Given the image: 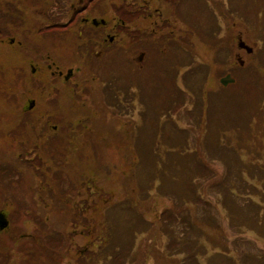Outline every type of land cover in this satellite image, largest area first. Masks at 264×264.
Here are the masks:
<instances>
[{
	"label": "trees",
	"instance_id": "obj_1",
	"mask_svg": "<svg viewBox=\"0 0 264 264\" xmlns=\"http://www.w3.org/2000/svg\"><path fill=\"white\" fill-rule=\"evenodd\" d=\"M237 6H234L231 0L230 7L236 9ZM200 15L201 18L202 15H205L206 18L212 20V16L209 17L208 8L201 7ZM202 22L201 19V24ZM225 22L227 20H219L217 25ZM1 25L2 23L0 27ZM249 26L251 27V25ZM202 28L203 26L201 25L202 37L184 36L180 48H178L177 42L172 36L167 39L162 36L152 37V49L154 52L149 59L147 68L146 89H149L155 95L158 109H153V120L150 117L152 122L150 121V123L146 124L151 128L150 134L154 133L148 136L151 138L149 144H147L149 149H147V145L142 143L139 134L135 137V131L132 132L131 137L127 140L120 138L124 137L122 133L117 134L119 137L114 136V125L106 130L103 129L104 132L102 130L94 133L87 132L85 127H89V119L78 120L80 122H76L77 125L75 126L68 124L67 144L60 142L62 140L57 137L55 140L45 143L41 151L30 147L31 140L28 133H25V142L22 140L17 141L15 138V142L12 145L16 146L21 154L18 160L23 161L24 164H30L28 166L33 176L39 175L43 169L45 170V158L54 155L53 152L49 151L51 146L55 150H64L68 146V159L69 156H72L73 160H68V165L64 162L58 165L61 168L68 167V171L65 170L63 173L65 176L68 175L66 179L61 176L62 170H60L58 178L56 176L53 180H50L51 184L48 183L44 174H41V181L40 177H38L40 188H44V191L46 190L49 197H51V202L49 201L45 204L50 214L43 213L48 214L54 223L56 222L53 218L59 216L61 218L60 226L55 229L54 225L41 217L40 221L36 222L38 227L35 235L25 236L17 232V229L12 232L9 229L1 231L0 264H8L3 262L5 257L4 234H15V236L17 234L16 237L19 236V240L25 237H27L25 238L26 240L31 238L33 241L32 247L22 249L23 253L21 254V256L27 257V264H40L37 260L41 257L40 245L43 242V237L45 238L44 250L47 252V256L55 261L52 264H57V262L62 264L63 256H65L64 250L66 249L67 254H70L71 251V249L67 251L68 247L63 248V245L70 243L68 242V237L73 230H78L77 227L80 223H86L87 212L91 210V207H95V210H92L93 221L98 227L102 228L100 238L97 242H93L92 246L99 249L100 255L98 257L103 264H111V262L112 264H131L138 258L147 262L150 259L149 250L144 251L143 257L136 258L134 253L136 249L142 248V245H146L149 242L154 243V246L160 251L158 254L160 256L158 258L159 264H208L207 254L210 250L213 252L210 264L247 263V259L242 256L239 244L242 242L239 238L242 226L238 224L241 223L240 210L232 212L230 206L238 205L232 194L235 191L234 188L240 186L238 185V179L243 181V172L246 170L253 179H256L255 174L248 168L253 165L260 169L259 172L264 169V159H262L264 158V73L262 79L258 75L254 76L255 86L249 82V84H252L251 88L241 90L236 85H231V88L239 92V98L234 110H232L230 99L223 98V92L228 91V87L221 86L218 78L226 72V66L230 64L227 61V57L229 52H232L234 42L232 43L231 40H234V36H229L226 41H223L224 36H217V39H214L210 38V35L205 34ZM254 38L259 41L257 36H254ZM40 45L42 46L43 44L40 43ZM57 49L63 52L60 45ZM161 49L163 51H160ZM219 51L225 56L222 63L217 60ZM167 58L173 61L167 62ZM11 62L16 68V73L21 74L18 64L13 62V59ZM248 63L246 65L251 68L253 66L259 67L258 65H260L264 72V66L258 64V62L256 63L258 65ZM26 70L29 71L28 65ZM26 78L28 81L22 83L20 77H17L16 84L13 73L8 75L1 73L0 84L12 94L13 92H18L16 86L21 88L17 95L19 101H23L27 96L44 99L51 95H54V98L58 94H53L50 85L45 84L41 80L32 81L29 75ZM211 82L218 84L219 89H215V85H211ZM50 89L51 95H49ZM254 89H257L259 94L255 95ZM196 92H199L197 97ZM245 94L250 97L255 95L251 99L255 103L249 109L247 105L244 106L243 101L240 99V95L244 96ZM199 97L200 101L197 99ZM173 100L176 101L174 102ZM125 105L127 108L134 110V104L125 102ZM187 105L193 107V111L190 114H192L195 122L192 127L198 142L194 147L190 146L187 138L189 133L194 131L178 127L179 118L175 116V114L180 113V109L183 106L184 111H186ZM53 106L56 109L55 112L45 113H52L56 120L55 124H58V120L62 121L63 119H59L63 115V113L60 114L59 112L61 111V104L55 102ZM107 106L113 107L104 105V109ZM67 108H69L70 112L75 113L79 106H76L74 102L70 103L68 101ZM104 109L99 113L97 107L95 111V115L99 117V120L101 116L108 114ZM85 110L86 115L92 114V110L90 112H87L88 108H85ZM77 113L80 114V112ZM35 119V115L23 112V116L19 119L21 122V127L19 128L23 127L26 129L29 123L35 124ZM143 120L141 123L144 122ZM170 123L174 127V131L185 129L183 131L189 132L183 136L182 140L170 145L173 147H166L163 139L169 141L170 138L166 136L164 128L171 127ZM58 126L61 127V130L64 129L60 122ZM13 131L16 130L8 129L9 134ZM125 131V134L129 133V129ZM84 135L83 143L75 147ZM94 135L100 137V140L96 139L95 144L92 143V140L94 141L95 139ZM71 136H76L80 139L76 142L73 140L71 142L69 139ZM206 138L209 139L208 146L204 143ZM82 141L80 140V142ZM22 143L28 146L26 151L20 146ZM218 145L222 146L224 155H227V162L230 168L227 173H218L216 168L211 165L213 157L218 152ZM114 146L117 148L118 156L114 162H109L106 154L109 153L111 156V152L108 151ZM30 148L32 150H29ZM9 149L13 151V147L10 145ZM34 155H36V158H34ZM207 155L210 160L202 162ZM249 155H251V158H249ZM35 159H38L39 164L36 163ZM62 160L64 161V159ZM167 160L169 161L167 162ZM195 161H197L195 165L196 175L189 176L186 174L184 167L190 166ZM140 163L147 165L145 169L143 166H139ZM18 164L19 162L15 158L13 162L10 161L7 164L0 162L1 192H5L6 188L11 186H13L12 189H17L23 183V180L19 177L21 173L17 167ZM118 166L125 172L116 175L114 178L117 180H115L111 175L109 177L108 168L115 167L118 169ZM177 168H181V170L180 172L177 170L174 179H172V176H168L173 185L172 190H169L168 187L164 190L171 201V205L163 207L164 210L159 211L156 208L158 202L156 199L159 200L162 197L160 189L164 186V181L166 180L162 171L168 170L169 173H175ZM136 169L138 170L136 171ZM150 169L153 175L146 187L147 195L137 198L138 189H136L135 178L144 179L146 171ZM234 172L236 173L235 175H233ZM100 173H102V176L105 175V178H100ZM214 174L217 176L216 178L213 177ZM120 179L125 182L131 180V183L121 184ZM64 181L68 182L67 188H65ZM244 181L260 198L264 197V179H256V182L253 183H249L245 179ZM103 183H106L109 187H112V183H115L119 193L115 192L113 195L106 189L96 188L95 190L99 194L96 195L95 206H93L91 198H86L85 194L90 193V187H97L103 185ZM133 185L134 188L131 190ZM92 190L94 189L92 188ZM236 190L238 189L236 188ZM34 192L38 191L33 189L32 194ZM212 193H216L217 195L215 196L217 197L214 196L211 200ZM82 196L83 198H80ZM125 197L131 199L132 203L130 205L126 204L127 199ZM214 199H216L214 201L215 204L213 203ZM117 201L122 202L124 205L121 215L115 216V220H113L109 210L111 205ZM86 206H89L88 210H86ZM20 211L18 210V213ZM10 219L13 220L12 217ZM46 225L49 226L45 229ZM10 226L12 227L13 225L11 224ZM119 226L122 227L121 230L116 231L114 235L113 230ZM52 228L55 229V236L61 240L60 243L63 242L64 244L56 245V243H52L53 240L50 239L51 234H49ZM80 229L84 230H81L77 236H82L85 239L91 236V227L88 225L81 226ZM232 229L237 232L235 230L234 232L231 231ZM107 248L109 250L113 248V250L108 253L109 250L106 251ZM20 250L19 247V252ZM85 251L92 250L88 246ZM80 252L77 255L75 253L72 255L75 258L74 262L76 264H86L83 260H77V258L83 256ZM181 256L182 258H180ZM200 258H203L206 263H200ZM94 260L92 258L89 264H94V262H91Z\"/></svg>",
	"mask_w": 264,
	"mask_h": 264
},
{
	"label": "flooded vegetation",
	"instance_id": "obj_2",
	"mask_svg": "<svg viewBox=\"0 0 264 264\" xmlns=\"http://www.w3.org/2000/svg\"><path fill=\"white\" fill-rule=\"evenodd\" d=\"M1 2L0 43L28 51L27 59L22 62L18 60L22 83L28 81L27 75L32 81L41 80L45 83L46 79L60 82L59 89L51 88L53 94L65 90L68 101L79 106L75 113L80 114H87L85 108H88L87 112L92 110V115L95 116L97 107L101 113L104 105L116 108L121 102L134 104L142 98L147 99L148 93L140 92L138 88L141 78L147 79L149 59L154 52L152 37L162 36L167 39L172 36L180 48L184 36H201V19L204 21L206 18L205 15L201 18V7L208 8L209 17L212 16V20L216 21L210 27V36H234L235 64L244 65V57L252 55L256 50V42H252L257 41L254 38L255 32L250 30L242 8L230 7L231 0ZM249 3L256 13V22L264 23V0H249ZM52 9L56 11L51 12ZM31 12L44 15L45 20L41 22L39 16L36 17ZM219 20L227 22L218 26ZM241 41L251 48H240ZM59 45L63 52L58 51ZM62 54L68 55V63H62L57 58V55ZM27 65L29 71L26 70ZM231 72L227 71L226 74ZM122 82L128 84L125 90L121 89ZM53 96L44 99L50 100ZM30 102L33 103L31 108ZM37 103L39 99L36 97H25L21 113H31L35 115L36 122L42 121L38 137L40 145L31 146L41 151L45 143L59 136L56 135L58 125L55 124L52 113H33ZM37 107L38 104L35 110ZM61 131L66 133L63 139L68 140V128ZM8 139L10 134L8 128H5L0 131V152L9 142ZM20 146L24 151L28 148L25 143ZM49 151L54 155L45 158L46 168L56 167V164L61 165L63 162L68 165V146L64 150H55L51 146ZM20 257L23 264H27V258Z\"/></svg>",
	"mask_w": 264,
	"mask_h": 264
},
{
	"label": "rangeland",
	"instance_id": "obj_3",
	"mask_svg": "<svg viewBox=\"0 0 264 264\" xmlns=\"http://www.w3.org/2000/svg\"><path fill=\"white\" fill-rule=\"evenodd\" d=\"M2 0H0V8L3 5V2H1ZM232 4L234 6L238 5V7H241L243 10V13L247 19V21L249 22V25H251L252 27H249L251 31L255 32V36L258 35V40L259 41H253L252 42H256L255 48L256 51L258 50L257 54L255 55V57H252V59L250 58V60L248 61L249 63H253L256 64L258 62V64H264V23L259 21L256 22V13L253 9H251L250 7L251 4L249 3V0H232ZM56 9H52L51 12H55ZM34 16H39L40 21H44L45 16L44 15H37L35 12H31ZM2 21H0L1 24ZM204 24H202L203 28L202 31H207V27H211L212 25L216 24V21L210 20L208 18H205L204 21L202 22ZM207 25V27H206ZM246 26V25H245ZM1 28V27H0ZM225 30V29H224ZM250 31V32H251ZM202 35V33H201ZM202 37V36H201ZM210 38H214L217 39V36H209ZM229 38V36H224L223 41H226ZM234 40H231V42L233 43ZM221 50V49H220ZM233 51H235L234 45H233V49L232 52H229V55L227 57V61L230 62L229 66L232 64L233 58H232V53ZM220 52V51H219ZM27 55H28V51L27 50H20V48H17V46H13L10 47L8 44H3L0 43V74L3 73L5 75H8L10 73L14 74L15 80H16V84H17V77L19 78V74L16 73V68L13 66L12 64V59L13 62H15L16 64H18V60L20 62L24 61L25 59H27ZM219 56V57H218ZM217 60L219 62H223V58L225 57L221 52L217 55ZM246 57H249L246 55ZM57 58H60V61L62 63H68V55L65 56L64 54L62 55H57ZM256 59V60H255ZM258 60V61H257ZM162 61L165 62L164 59H162ZM173 60L168 59L167 58V62H172ZM260 61V63H259ZM247 62V58H246V62ZM203 63V62H202ZM248 63V64H249ZM207 64V63H205ZM256 64V65H258ZM260 67V65H258ZM257 66H253L252 68L245 65L244 67H240V66H234V68H237L238 70L235 72L236 77L239 78V82H235L234 85H236L238 88H240L241 90H244L245 88H251L252 84L254 85V76L258 75L261 79L263 78V70L261 69V67L259 68ZM45 83L47 85H50L52 89L56 88L59 89L60 88V82H53L52 80H46L44 79ZM249 82H251L252 84H249ZM212 83V82H211ZM211 85H215V89H219L218 84H214L212 83ZM128 84L125 82L121 83V89L125 90L127 88ZM255 86V85H254ZM17 91L18 92H10L8 90H6L1 84H0V131L1 130H5V128H8L9 130H16L11 132L10 134V139L9 142L7 143V145L1 150L2 152H0V162L7 164L10 163V161L13 162L14 158L19 162L18 164V168L20 170V175L19 177H21V179L23 180V183H21L17 189H12L13 186L6 188V191H0V211H4L5 213L8 214L9 218L12 217L13 220L10 219V224H12L13 226L9 227V231L12 232L14 229H17L16 231L19 232L20 234H26V235H31L34 234L37 231V227L38 225L36 224V222H39L41 217H43L47 222H50L52 225H54V228H58L59 222H60V217L56 216L53 219L55 220L56 223L53 222L52 218L49 217L48 214L49 211L47 209V206L45 204H47L49 201L51 202V197H49V194H47V191H44V188H40L41 186H39V178L40 177V181L42 180V175L44 174V176L46 177V179L48 180V183H50V180H53L56 176L57 178L60 176V170H62V174L61 176L63 178L66 179V177L68 178V175H63L64 171L67 170L68 171V167L66 168H61L58 165L56 167L52 166L51 168H45V170L43 169V171L39 174V175H32V172L29 170V166L30 164H24L23 161H19L18 157L21 156L20 152H18V149L16 146L12 145L14 144V140L16 138L17 141H23L25 142V133H28L29 139L30 141V147L33 146L34 144H39V140L38 137L40 135V132L42 130V121H39V124H37V122L35 121L34 123H29L27 125V128L24 129L19 128L21 127V122L19 119H21V117L23 116L22 112V106H23V101H19L18 100V93L20 92L21 88L17 87ZM196 90V89H195ZM219 91V90H218ZM147 93H151L152 91H150L149 89H146ZM253 92L256 94L258 93L257 89H254ZM196 97L199 96V92H196ZM223 98L226 99H230L231 101V108L232 110H234L235 108V104L237 103V99L239 98V92L238 90H234L233 88H231V85H228V91L223 92ZM254 95V96H255ZM238 96V97H236ZM254 96H248L247 94L240 95V99L243 101L244 106L247 105V108L249 109L250 107H252L254 105L255 102H252L251 99ZM200 101V97L197 98ZM156 100V99H154ZM149 101V105L151 106V112L147 115H145L144 117V122L139 124H136V121H133L134 119L136 120V114L133 113L131 111L130 108H127L125 104H120L119 106H117L116 108L107 106L105 107L104 111H106L108 114L101 116L100 120L99 117H96L97 115L93 116L92 114L86 115L85 113H72L69 111V108H67L68 106V94L65 93V91L61 90L53 99L50 100H45L43 98L39 99V103L37 110L36 106L35 109L33 110V113H40V112H55L56 109L53 106V103L58 102L59 104H61L60 107V114L63 113V115L59 118L62 119L58 120V124L59 122L62 124L64 129H69L68 124L70 123L72 126L77 125L76 122H80L78 120L81 119H89L88 121H90L89 127H85L87 132H91L94 133L96 131L101 132V130L104 132V130L108 129L109 127H111L112 125H114L115 127V131H114V136L119 137V135L122 133L124 135V137H120L123 138V140H127L129 139V137H131L132 132L135 131V137L139 134L141 139H142V143L147 145L149 144L151 138H149L150 134V129L149 125H146L148 123H150L151 118L150 116L153 115V109L157 110V106L155 107L154 105H156V102L152 103L153 99H145V104H147V102ZM136 110L139 109V105L135 106ZM254 108V107H253ZM180 109V108H179ZM192 106L191 105H187L186 108V114L184 115L185 117H182L181 120H179V122H177L178 126L181 128H185L186 130L192 129L193 127L192 125H195V123H192L193 118H189V113L190 111H192ZM68 111V112H66ZM180 111L184 112V108L180 109ZM236 111V110H235ZM233 111V112H235ZM96 114V113H95ZM178 115V114H175ZM176 118V117H173ZM97 119V121H96ZM153 120V119H152ZM152 122V121H151ZM99 125V126H98ZM161 125V124H160ZM167 132L168 137L170 138L169 141H166L163 139V141L165 142L166 147H173L170 146L171 144H176L179 140L183 139V136L189 132V131H183L185 129H176L177 131H174V127H172L171 123ZM12 127H17V128H12ZM177 127V126H176ZM178 128V127H177ZM104 129V130H103ZM129 129V133H126L128 135L125 134V130ZM166 130V128H164V131ZM174 131V132H173ZM194 131V130H193ZM173 132V133H172ZM57 136H62V138H60L62 141L60 142H67L68 140L63 139V137H65L66 133H62L61 131V127L58 126V131H57ZM99 135V134H98ZM97 135V136H98ZM94 141L92 140V143H96V139L100 140V137H97L96 135ZM85 137L82 136V138H77L76 136H71L69 139L72 142L73 141H77V140H81ZM175 138H177L175 140ZM188 142L190 143L191 147H194L197 145V141H196V135H195V131L192 133H189L188 135ZM139 139V138H138ZM80 140L77 142V145H75V147L81 145L82 142H80ZM140 141V140H139ZM208 141L209 139L206 138V141L204 142L206 146H208ZM74 142V143H75ZM9 145L13 147V151H11L9 149ZM163 147V146H162ZM1 149V147H0ZM147 149H149V145H147ZM108 151V150H107ZM117 148L114 146L112 149H110L108 152H111V156L109 153L106 154V157L108 158L109 162H114L115 158L118 156L117 154ZM34 158H36V155H34ZM249 158H251V155H249ZM168 159H170V157H168ZM264 159V158H262ZM70 161H72V156H69ZM171 160V159H170ZM210 160L208 155L205 159H203L202 162ZM36 163H38V159H35ZM50 161L47 160V162ZM169 160H167L168 162ZM29 162V161H28ZM196 162L195 161L193 164H191L190 166L184 167V169L186 170V174H188L189 176H193L196 175ZM36 165V164H34ZM121 165V164H119ZM211 165L212 167H216V170L218 173H227L230 171V168L228 166V162H227V155H224V151L222 150V146L218 145V152L215 154V156L213 157V160L211 161ZM240 165H242V163H240ZM139 166H143V168L145 169V166L147 165H142V163L139 164ZM4 168V167H2ZM121 167L118 166V169L115 167H112L111 169L108 168L109 170V177L110 175L112 176L113 179H115L114 177H116V175H120L121 172H125L123 169H120ZM237 168V167H236ZM120 169V170H119ZM127 170V169H126ZM138 169H136L137 171ZM177 170H181V168H177L175 173H169L168 170L162 171L164 173V179H166L164 181V186H162V188L160 189V191L162 192V197L158 200L156 199L157 205L156 208L159 209V211H163L164 208L163 207H168L171 205V201L167 196V193L164 192L165 188L168 187L169 190H172L173 185L171 183V180L168 179V176H172V179H174V175L177 174ZM189 171V172H188ZM259 170H257V167L253 166L251 167V172H253L255 174L256 177H259L261 179H264V169H262L261 172H259ZM201 173V172H199ZM198 174V173H197ZM236 173L234 172L233 175H235ZM152 172L151 169L146 171V177L144 179L142 178H135L136 181V189H138V193H137V198H139L140 196H146V187L148 186V183L150 182V180L152 179ZM243 175L247 176L245 179L247 181H249L250 183L254 182V179L252 178H248L251 177V175L245 170L243 172ZM100 178H105V175L102 176V173H100ZM214 178H216L217 176L214 174L213 176ZM119 178V177H118ZM243 179V178H242ZM112 180V179H111ZM117 180V179H115ZM121 184H129L131 183V180H128L127 182H125L123 179H120ZM146 182V183H145ZM65 183V188H67L66 185H68L67 181H64ZM51 184V183H50ZM113 186L109 187L106 183H103V185L97 186V187H90V193L89 194H85L86 198H91L92 204L93 206H95V197H97L96 195H98L99 193L95 190L96 188H103L106 189L107 191H110L113 195L114 193H119L116 189L117 187H115V183H112ZM238 187H236L238 190H236V188H234L235 190V199L237 202V206L235 205L230 206V209L232 211H236V209H239L241 205H243V201L245 196L250 192L249 188H248V184L243 180L240 181L238 179ZM92 188L94 190H92ZM134 188V185L132 186L131 190ZM33 189H36L38 192H34L32 194ZM143 189H145L143 191ZM239 191V192H238ZM141 192V194H140ZM40 193V194H37ZM124 196V194H122ZM216 195V194H215ZM128 196V195H127ZM233 196V195H232ZM241 196V197H240ZM130 197V196H129ZM214 196H211V198H213ZM234 197V196H233ZM80 198H83L80 197ZM145 198V197H144ZM127 202L126 204H131V199L126 198ZM146 199V198H145ZM53 200V199H52ZM216 199L213 200V202ZM247 200V198L245 199ZM261 203L260 205L262 207H264V197H262L260 199ZM35 204V207H34ZM123 203L120 201H117L115 204H112L110 207L109 212H111V217L113 220H115V216H119V214L121 215V210L123 207ZM85 208V207H84ZM89 209V206H86V210ZM91 210H89L87 212V216L86 217V223H80V225L77 227V231L73 230V232L71 233V235L68 237L70 243H60V239L58 237L55 236V229L52 228V231L49 233L50 235V239H52V243H56V245H63V248H67V251H69V249H71L70 254L66 253V249L64 250V260L62 264H76L75 258L72 257V255L75 253L76 255L82 254V257L77 258V260H83L86 264H89V261L94 258V264H103L101 262V259L98 257L99 254V249L95 246H92V243L97 242L98 239L100 238V235L102 234V228L99 226H97L95 224V222L93 221V213L92 210H95V207H91ZM18 210H21L18 213ZM43 212H46L48 214H45ZM134 212V211H133ZM57 214V212H55ZM20 214V215H18ZM132 217V216H131ZM247 217V216H246ZM85 224V225H84ZM225 224V223H224ZM89 226L91 227V231L92 234L90 237H86L87 239H85L82 236H77L81 230L84 229H80L81 226ZM49 225H46L45 229L48 227ZM58 226V227H57ZM226 226V225H225ZM261 226V225H260ZM93 227V228H92ZM105 228V227H104ZM121 226L117 227V229L113 230V234L115 235L116 231L118 232V230H121ZM127 229V228H124ZM68 230V228H67ZM235 229H232L231 231L234 232ZM236 232V231H235ZM73 235V236H72ZM17 236V234H16ZM15 234L13 235H8V234H4L3 236V242H4V254L5 257L3 258V262H7L8 264H23L22 260H21V254L22 249H27V248H31L32 247V243L33 241L31 240V238H29V240H26L25 238H21L20 240L18 239V237H16ZM251 238H253V236H250ZM240 238V237H239ZM47 239V238H46ZM246 239L248 240L247 236ZM42 244L40 245V258L37 260L38 263L40 264H52L55 261L50 258L49 256H47V252L44 250V241L45 238H42ZM249 241V240H248ZM251 245H248L246 243H241L240 248L243 250H245L247 253H249L252 257L255 258V263L254 264H263L262 258L260 256H262L263 250H264V236L262 237H258L256 236L254 241H250ZM240 244V243H239ZM89 246L90 250L92 251H85L86 248ZM19 247H20V252H19ZM76 250H75V248ZM142 248L140 249H136L134 255L136 254V258L137 257H143L144 256V251L145 250H149L150 251V259L147 262H144L142 259L138 258L137 260H135L133 263L131 264H159L158 258L160 256H158V254L160 253V251L158 250L157 247L154 246V243H147L146 245H142ZM109 248H107L106 251H108ZM113 248L111 250L108 251V253L110 251H112ZM155 251V252H154ZM165 251V250H164ZM166 253V252H165ZM70 257H69V256ZM213 255V252L210 250L207 254L208 260L207 263L210 264L211 257ZM24 259H26L27 257L22 256ZM97 257V259H96ZM174 258H176L174 256ZM182 258V256L180 257ZM134 259V258H132ZM177 259V258H176ZM178 260V259H177ZM206 263V261L203 258H200V263ZM262 262V263H259ZM58 264V262H57ZM112 264V262H111ZM126 264V263H125ZM130 264V263H128Z\"/></svg>",
	"mask_w": 264,
	"mask_h": 264
},
{
	"label": "water",
	"instance_id": "obj_4",
	"mask_svg": "<svg viewBox=\"0 0 264 264\" xmlns=\"http://www.w3.org/2000/svg\"><path fill=\"white\" fill-rule=\"evenodd\" d=\"M243 44V43H242ZM244 45V44H243ZM221 83L223 85H227L230 82H233L234 79L230 77V75H226L225 77H223L221 80ZM32 102L30 103V107L32 106ZM9 225V221L6 218L5 214L0 212V230H3L4 228H6Z\"/></svg>",
	"mask_w": 264,
	"mask_h": 264
}]
</instances>
